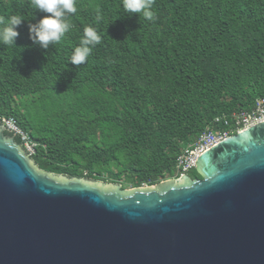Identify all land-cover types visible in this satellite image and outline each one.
Wrapping results in <instances>:
<instances>
[{"label": "trees", "instance_id": "16d2710c", "mask_svg": "<svg viewBox=\"0 0 264 264\" xmlns=\"http://www.w3.org/2000/svg\"><path fill=\"white\" fill-rule=\"evenodd\" d=\"M122 5L77 0L73 27L45 50L29 33L44 14L30 0H0V19L25 20L16 44L0 42V114L45 145L31 158L45 172L130 187L180 177L183 147L264 97V0H154V20ZM88 26L101 42L72 65Z\"/></svg>", "mask_w": 264, "mask_h": 264}, {"label": "water", "instance_id": "95a60500", "mask_svg": "<svg viewBox=\"0 0 264 264\" xmlns=\"http://www.w3.org/2000/svg\"><path fill=\"white\" fill-rule=\"evenodd\" d=\"M5 130L0 264H264V122L201 153V179L127 191L40 170Z\"/></svg>", "mask_w": 264, "mask_h": 264}, {"label": "clouds", "instance_id": "9594fccd", "mask_svg": "<svg viewBox=\"0 0 264 264\" xmlns=\"http://www.w3.org/2000/svg\"><path fill=\"white\" fill-rule=\"evenodd\" d=\"M30 2L38 12L44 14L37 22L29 23L30 39L34 45L47 50L50 45L60 43L73 27L70 16L78 11L77 0H30ZM153 3L154 0H123L122 6L126 13L139 14L146 20H154ZM24 21L21 15L0 19V24H3L0 29V42L4 45L16 44L19 36L17 29ZM100 42L101 36L97 29L92 26L85 27L79 45L72 52L70 63L75 66L86 63L94 47Z\"/></svg>", "mask_w": 264, "mask_h": 264}, {"label": "built area", "instance_id": "2783aa9c", "mask_svg": "<svg viewBox=\"0 0 264 264\" xmlns=\"http://www.w3.org/2000/svg\"><path fill=\"white\" fill-rule=\"evenodd\" d=\"M264 122V97L255 100L251 110H238L230 116L216 117L213 125H208L198 136L194 146L183 147L177 157V168L180 169V177L187 174L192 168H196L198 157L205 150L216 145L221 140L237 132ZM0 124L7 128L14 136L20 137L21 145L29 157L37 153V147L41 144L31 138L30 134L22 129L13 117L0 114ZM214 125H218L215 127Z\"/></svg>", "mask_w": 264, "mask_h": 264}, {"label": "rangeland", "instance_id": "374dc122", "mask_svg": "<svg viewBox=\"0 0 264 264\" xmlns=\"http://www.w3.org/2000/svg\"><path fill=\"white\" fill-rule=\"evenodd\" d=\"M58 103L56 102H52V100H50V99H47L46 101H45V105H46V108H47V110L49 111V112H52L54 109H55V106L57 105ZM20 144V143H19ZM20 146H21V148L23 149V147H22V145L20 144ZM24 150V149H23ZM32 157H30V159H31ZM33 161V160H32ZM33 163L35 164V162L33 161ZM35 166L38 168V166L35 164ZM39 169V168H38ZM41 170V169H40ZM195 170H198V169H196V168H192V169H190L189 171H188V173L189 174H193L194 172H195ZM187 173V174H188ZM181 177H171V178H168L167 180H165V181H168V180H173V179H180ZM100 182H105V181H102V180H100ZM105 183H108V184H120L121 186L119 187V190H121V191H127V190H132L133 189V187H130L129 185H127V184H124V183H120V182H105ZM160 183V182H159ZM158 183V184H159ZM158 184H155V185H153V186H156V185H158ZM153 186H147V185H145L144 187H142V188H145V187H153Z\"/></svg>", "mask_w": 264, "mask_h": 264}, {"label": "flooded vegetation", "instance_id": "af4514ba", "mask_svg": "<svg viewBox=\"0 0 264 264\" xmlns=\"http://www.w3.org/2000/svg\"><path fill=\"white\" fill-rule=\"evenodd\" d=\"M5 131H6V130H5ZM6 132H7V131H6ZM6 132H5V133H6Z\"/></svg>", "mask_w": 264, "mask_h": 264}]
</instances>
